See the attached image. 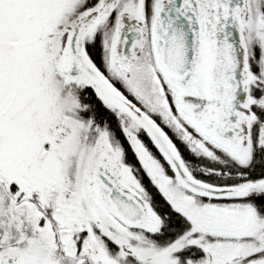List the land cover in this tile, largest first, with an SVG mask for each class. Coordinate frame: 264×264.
<instances>
[{
    "label": "snow or ice",
    "instance_id": "obj_1",
    "mask_svg": "<svg viewBox=\"0 0 264 264\" xmlns=\"http://www.w3.org/2000/svg\"><path fill=\"white\" fill-rule=\"evenodd\" d=\"M0 264H264V0H0Z\"/></svg>",
    "mask_w": 264,
    "mask_h": 264
}]
</instances>
